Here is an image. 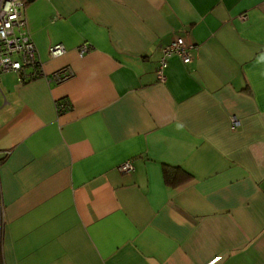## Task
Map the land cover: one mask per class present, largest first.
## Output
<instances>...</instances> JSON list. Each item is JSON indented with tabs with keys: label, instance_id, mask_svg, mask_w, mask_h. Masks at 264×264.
I'll return each instance as SVG.
<instances>
[{
	"label": "crops",
	"instance_id": "crops-1",
	"mask_svg": "<svg viewBox=\"0 0 264 264\" xmlns=\"http://www.w3.org/2000/svg\"><path fill=\"white\" fill-rule=\"evenodd\" d=\"M22 12L42 73L0 72V264H264V0ZM177 37L191 61L160 82ZM163 164L190 177L169 186Z\"/></svg>",
	"mask_w": 264,
	"mask_h": 264
},
{
	"label": "built area",
	"instance_id": "built-area-1",
	"mask_svg": "<svg viewBox=\"0 0 264 264\" xmlns=\"http://www.w3.org/2000/svg\"><path fill=\"white\" fill-rule=\"evenodd\" d=\"M25 0H0V72L13 71L18 74L20 81L25 78L40 75V62L34 42L30 36L27 21L23 15ZM192 45L187 44L181 37L175 38L169 44L161 47V56L155 68V74L160 82L165 80L167 59L172 54L178 55L184 63L191 61L189 50ZM90 50L89 46L82 44L78 48L81 56ZM65 47L61 43L49 47L50 57H58L65 53ZM72 75L69 66H63L54 71L50 78L60 82ZM69 106L66 98L58 101V108L64 109ZM238 120L232 117V126ZM134 169L131 160H126L118 166L121 172H130Z\"/></svg>",
	"mask_w": 264,
	"mask_h": 264
},
{
	"label": "trees",
	"instance_id": "trees-1",
	"mask_svg": "<svg viewBox=\"0 0 264 264\" xmlns=\"http://www.w3.org/2000/svg\"><path fill=\"white\" fill-rule=\"evenodd\" d=\"M31 0H25V4ZM164 181L169 186H175L184 182L190 177V174L180 166L163 164Z\"/></svg>",
	"mask_w": 264,
	"mask_h": 264
}]
</instances>
